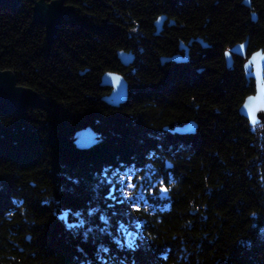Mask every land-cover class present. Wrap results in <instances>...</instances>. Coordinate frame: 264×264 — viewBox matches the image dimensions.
I'll return each instance as SVG.
<instances>
[{
    "label": "trees",
    "instance_id": "1",
    "mask_svg": "<svg viewBox=\"0 0 264 264\" xmlns=\"http://www.w3.org/2000/svg\"><path fill=\"white\" fill-rule=\"evenodd\" d=\"M65 2L52 42L31 1L0 6V67L48 102L0 113V264H264V123L239 113L255 90L244 58L225 59L264 47V0ZM192 39L187 62L161 61ZM108 70L129 83L117 107ZM190 120L193 134L164 130ZM86 123L100 141L79 149ZM129 167L141 201L111 177Z\"/></svg>",
    "mask_w": 264,
    "mask_h": 264
},
{
    "label": "water",
    "instance_id": "2",
    "mask_svg": "<svg viewBox=\"0 0 264 264\" xmlns=\"http://www.w3.org/2000/svg\"><path fill=\"white\" fill-rule=\"evenodd\" d=\"M23 0H0V6L17 7ZM34 4L35 21L41 23L46 28L47 38L50 42L57 38L59 28L62 22L69 18L75 9L68 5L65 0H29ZM246 5H250V0H245ZM167 19L166 15H161L155 21L156 34L164 29ZM174 24V21L169 23ZM197 42L207 47V44L201 38L195 39ZM184 41L179 44V52L172 56H163L161 61L166 62H187L190 58V46L195 41ZM249 41L246 39L239 42L225 51L227 66L232 69L234 64V55L244 58V70L248 81L254 80L255 90L249 94L239 107V113L248 119L251 126H257L264 123V47L249 54ZM118 57L124 66L129 67L135 62V54L132 51L119 50ZM102 86L111 87V92L103 96V100L112 106H120L126 103L129 97V83L121 73L117 71H105L101 78ZM48 104L47 100L28 86L18 83L17 76L13 70L2 69L0 67V113H12L15 115H24L30 106H43ZM165 131L172 134H193L197 130V123L194 120L166 125ZM100 134L89 123L84 124L78 129L72 138V142L79 149H89L99 143ZM166 167L172 168L173 164L166 161ZM163 194L167 191L162 189Z\"/></svg>",
    "mask_w": 264,
    "mask_h": 264
},
{
    "label": "rangeland",
    "instance_id": "3",
    "mask_svg": "<svg viewBox=\"0 0 264 264\" xmlns=\"http://www.w3.org/2000/svg\"><path fill=\"white\" fill-rule=\"evenodd\" d=\"M135 175L136 169L129 167L127 170H123L122 172L115 171L111 177L122 182L121 192L124 194V196L141 201L145 196V191H143L144 184L138 183L139 180L136 179L138 176Z\"/></svg>",
    "mask_w": 264,
    "mask_h": 264
},
{
    "label": "flooded vegetation",
    "instance_id": "4",
    "mask_svg": "<svg viewBox=\"0 0 264 264\" xmlns=\"http://www.w3.org/2000/svg\"><path fill=\"white\" fill-rule=\"evenodd\" d=\"M127 67V66H126ZM118 72V71H117ZM119 73H121V72H119ZM122 75H124L123 73H121ZM124 77L126 78V76L124 75ZM126 80H127V78H126ZM111 92V87H109V86H105V95L106 94H109Z\"/></svg>",
    "mask_w": 264,
    "mask_h": 264
}]
</instances>
